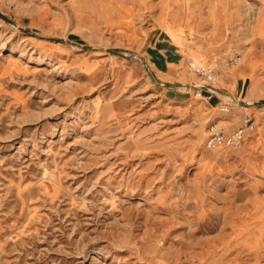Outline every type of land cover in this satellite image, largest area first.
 Listing matches in <instances>:
<instances>
[{
	"label": "rangeland",
	"instance_id": "obj_1",
	"mask_svg": "<svg viewBox=\"0 0 264 264\" xmlns=\"http://www.w3.org/2000/svg\"><path fill=\"white\" fill-rule=\"evenodd\" d=\"M0 264H264V0H0Z\"/></svg>",
	"mask_w": 264,
	"mask_h": 264
},
{
	"label": "built area",
	"instance_id": "obj_2",
	"mask_svg": "<svg viewBox=\"0 0 264 264\" xmlns=\"http://www.w3.org/2000/svg\"><path fill=\"white\" fill-rule=\"evenodd\" d=\"M196 71L205 76L208 83L201 85V90L203 88L207 89L210 93L209 99H212L213 93H215L214 87L211 82L215 80V75L213 70L206 66H197ZM221 111H229L230 106L228 104H222L219 107ZM257 123L253 117L247 116L243 119L239 127L234 131H227L220 123L213 122L209 127V137L207 140V148L214 149H227V148H237L245 141V139L255 131Z\"/></svg>",
	"mask_w": 264,
	"mask_h": 264
},
{
	"label": "crops",
	"instance_id": "obj_3",
	"mask_svg": "<svg viewBox=\"0 0 264 264\" xmlns=\"http://www.w3.org/2000/svg\"><path fill=\"white\" fill-rule=\"evenodd\" d=\"M239 127V126H238ZM236 129V128H235ZM235 129H233L232 131H234ZM232 131H229V132H232Z\"/></svg>",
	"mask_w": 264,
	"mask_h": 264
}]
</instances>
